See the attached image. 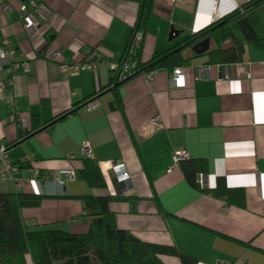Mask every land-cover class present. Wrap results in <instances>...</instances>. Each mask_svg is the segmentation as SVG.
I'll return each mask as SVG.
<instances>
[{"label": "crops", "instance_id": "1", "mask_svg": "<svg viewBox=\"0 0 264 264\" xmlns=\"http://www.w3.org/2000/svg\"><path fill=\"white\" fill-rule=\"evenodd\" d=\"M4 1L0 48L7 49L8 63L0 68V144L15 172L0 176V192L44 196L39 206L21 210L23 221L37 229H87L82 200L73 196L109 188H91L76 175L59 187L52 177L61 169L77 171L88 142L95 162L124 164L125 179L111 175L122 196L109 202L117 226L145 241L173 243L200 264H264V49L248 45L241 62L225 65L193 58L175 67L180 87L170 82L175 68H160L111 88L110 70L138 12L135 0ZM23 4L34 10L37 28L24 27ZM197 4L154 0L143 61L179 41L185 29L191 33ZM172 27L179 34L169 39ZM94 55L78 73L59 70L60 61L83 63ZM115 99L121 110L111 108ZM23 128L30 135L18 138ZM175 149L205 160L202 187L215 188L222 177L227 187L243 190L242 220L222 210L223 199L190 185L180 165L170 168ZM162 259L179 264L173 256Z\"/></svg>", "mask_w": 264, "mask_h": 264}, {"label": "trees", "instance_id": "2", "mask_svg": "<svg viewBox=\"0 0 264 264\" xmlns=\"http://www.w3.org/2000/svg\"><path fill=\"white\" fill-rule=\"evenodd\" d=\"M135 1L138 3L136 19L119 63L110 70L109 84L160 68L172 70L197 57H205L208 65L239 63L248 45L264 49V0H250L209 24L198 39L193 40L197 35H191L185 29L179 41L169 48L155 50L147 61H143L141 50L154 0ZM184 22L189 25L186 19ZM137 33H141L139 40L135 38ZM205 39L209 41L208 47L203 53H196L193 50L195 44ZM93 59L95 55L90 59L86 56L82 61L91 63ZM111 108L121 110L120 99L113 100ZM30 132L20 129L18 138L27 137ZM178 165L183 168L190 185L243 210L245 199L241 188L227 187L222 177L217 178L216 187L212 189L197 182L198 174L204 175L207 171L204 159L188 157L180 159ZM100 166L93 159L83 157L80 168L75 171L76 177L91 188L108 187L110 191L96 196H73L82 200L85 216L89 218L87 229L81 233L28 226L21 217V210L39 206L44 196L21 191L0 192V264H165L162 256L176 257L179 264H200L194 256L179 250L173 243L145 241L117 226L109 202L122 196L115 190L116 180L106 175Z\"/></svg>", "mask_w": 264, "mask_h": 264}, {"label": "built area", "instance_id": "3", "mask_svg": "<svg viewBox=\"0 0 264 264\" xmlns=\"http://www.w3.org/2000/svg\"><path fill=\"white\" fill-rule=\"evenodd\" d=\"M212 7H220L223 6L224 4H229V7L225 13H231L235 11L240 3L248 2L250 0H208ZM0 3L2 6L7 8V5L4 0H0ZM21 19L23 21V25L26 29H34L38 27L39 22L35 18V12L33 9H30L28 5H22L21 7ZM136 40H139L141 38V33L135 34ZM4 45H7V42L4 41ZM57 56H59V52L55 51L51 54V58L55 59ZM4 63H8V52L7 49L0 48V68H2ZM9 66V65H6ZM4 66V67H6ZM91 66V63H78V62H66V61H60L59 62V70L60 72L65 75H71L78 73L81 70L87 69ZM262 66L264 67V62L262 63ZM116 67V66H115ZM115 67L112 69L114 70ZM182 72L181 69L175 68L173 70V74L171 77L170 82L175 85V86H183V79H182ZM87 108H92L93 102H88L86 104ZM12 118V117H11ZM10 120V118H8ZM6 151L7 147L3 144H0V161H1V168H0V176L3 178H12L13 174L15 172V164L6 156ZM82 153L85 157L92 159L93 155L91 152V148L88 142H84L82 145ZM187 157V152L184 149H175L173 154H172V162L170 165V168H174L177 166L178 161L180 159H186ZM101 166L103 167V170L111 176L114 174L117 176L118 179H125L127 177L125 173V167L122 162H109V163H101ZM37 173L34 172L33 176H36ZM75 177V172L74 170L71 169H61L58 171L56 175L52 177V180L59 186L62 187L64 185V182L66 180H71ZM197 182L203 186L204 185V176L201 174H198L197 176ZM18 187H21V182L17 181L16 182ZM222 210L232 216L235 219L242 220L245 212L241 209H237L233 206H223Z\"/></svg>", "mask_w": 264, "mask_h": 264}, {"label": "water", "instance_id": "4", "mask_svg": "<svg viewBox=\"0 0 264 264\" xmlns=\"http://www.w3.org/2000/svg\"><path fill=\"white\" fill-rule=\"evenodd\" d=\"M245 3H246V2H244V3H240L237 7H239L240 5L242 6V5L245 4ZM223 16H224V15H218L217 17H214L213 19H211L210 22H209L208 24L204 25L203 27H201V28H197V29L191 31V33H190L191 35H197L196 37L193 38V40H196V39L199 38V36H201V31H202L204 28H206L209 24L215 22L216 20L221 19ZM178 34H179L178 30H176V29H174V28L172 27V28H171V31H170V34H169V39H173L174 37L178 36ZM198 34H199V35H198ZM208 44H209L208 39H205V40H203V41L198 42V43L194 46L193 50H194L196 53L201 54V53H203V51L208 47ZM131 77H133V75L130 76L129 78H131ZM126 79H128V78H126ZM124 81H125V79H124V80H121V81H119V82H115V83L112 85L111 88L117 87L119 84L123 83ZM75 109H76V108H75ZM72 111H73V110H72ZM74 111H75V110H74ZM69 113H71V111L66 112L65 114H69ZM63 116H65V115L62 114V115L59 116L57 119H54V120L52 121V123H53V122H56V121L59 120V119H61Z\"/></svg>", "mask_w": 264, "mask_h": 264}, {"label": "bare ground", "instance_id": "5", "mask_svg": "<svg viewBox=\"0 0 264 264\" xmlns=\"http://www.w3.org/2000/svg\"><path fill=\"white\" fill-rule=\"evenodd\" d=\"M204 0H201L200 2V9L197 11V15H196V21H195V25L194 28L197 29L203 25H206L210 22L211 19H213L214 17H217L218 15H221L222 13H224V11H226L229 7V4H224L223 6L220 7H214L211 10H207V11H202V9L204 8Z\"/></svg>", "mask_w": 264, "mask_h": 264}, {"label": "clouds", "instance_id": "6", "mask_svg": "<svg viewBox=\"0 0 264 264\" xmlns=\"http://www.w3.org/2000/svg\"><path fill=\"white\" fill-rule=\"evenodd\" d=\"M200 2H201V0H198V4H197V8H196V12H195V16H194V20H193V23H192V30L191 31H193V30H195V28H194V25H195V21H196V15H197V11L200 9V7H199V5H200ZM204 8L202 9V11H207V10H211V9H213V7H212V5L210 4V2L208 1V0H204ZM239 7H241V5L239 6ZM239 8H237L236 10H238ZM232 13V12H231ZM228 14H230V13H222L221 15H224V16H226V15H228ZM223 16V17H224ZM222 17V18H223ZM204 26V25H203ZM202 26V27H203ZM75 172V171H74ZM76 175V174H75ZM54 176V175H53ZM63 187V186H62Z\"/></svg>", "mask_w": 264, "mask_h": 264}]
</instances>
